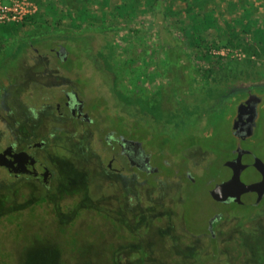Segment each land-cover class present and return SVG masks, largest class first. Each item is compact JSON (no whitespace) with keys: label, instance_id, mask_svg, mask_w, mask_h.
<instances>
[{"label":"rangeland","instance_id":"obj_1","mask_svg":"<svg viewBox=\"0 0 264 264\" xmlns=\"http://www.w3.org/2000/svg\"><path fill=\"white\" fill-rule=\"evenodd\" d=\"M153 2L0 0L15 10L0 20V113L8 108L26 121L19 109L53 99L65 81L94 107L88 132L45 111L35 139L49 143L38 152L54 172L48 187L0 169V264H264V199L224 206L209 196L231 178L222 168L227 148L239 143L264 163V97L249 138L231 133L238 102L216 126L218 150L203 143L204 114L218 96L264 85V0H164L162 14ZM83 36L91 37L85 49L67 38ZM57 44L68 54L54 78L49 63L58 59L42 48ZM32 48L45 53L43 71ZM33 81L40 95L27 94ZM134 113L165 121L168 132L179 118L189 125L175 130L174 151L137 137L157 172L117 177L107 172L106 137L145 126ZM29 129L18 133L29 140ZM15 135L0 116V149ZM243 180L231 178L232 194ZM216 215L212 237L208 221Z\"/></svg>","mask_w":264,"mask_h":264},{"label":"flooded vegetation","instance_id":"obj_2","mask_svg":"<svg viewBox=\"0 0 264 264\" xmlns=\"http://www.w3.org/2000/svg\"><path fill=\"white\" fill-rule=\"evenodd\" d=\"M32 49L39 58V61L37 63L38 64L37 69L39 72L40 70L43 71L45 65L43 56H45L44 55L45 53H39V50L37 48H32ZM46 49H48L49 52H53L56 59H58L57 63H49L53 65L49 68V70H51L53 77L56 78L55 74L58 73V71H60L59 67L67 63L68 52L64 46L59 44L56 45V48L44 45L42 51ZM2 74L3 72L0 70V77L2 76ZM64 84L68 88H64L63 86L57 87L58 94H56L53 99H49L46 102V98L40 97L38 100L43 102L40 103L37 108L25 107V109L22 110L19 109L20 114H22V116H25L23 115V113L28 111V115H26L28 116V118L26 121H21L20 118H18L19 116L16 117L8 108H6L5 110L6 115H3L4 111L0 113V116L2 118V123L3 125L6 126V129L17 133V135H15L10 142H8L4 147L0 149V157L4 155L7 159H10L11 160L10 164L12 163L17 164L18 162L20 163V165L21 164L31 165L34 168L33 173H37V171L41 169L43 172H47V177H48L47 182L45 183L43 175L39 173L34 175L19 174L15 176H10L7 170H4L2 167H0V169H2L7 174L9 179L38 182L44 188L50 185L54 172L52 168H50L47 165V162L45 161V158H43L41 153H38L39 151H42L47 147H49V143L45 137L43 139H35V135H36L35 133L38 132V130L40 129L39 124L42 122V117H44V113L46 110L55 112L56 121H62L66 123L70 122L72 126L77 130H83L84 132L85 131L88 132L90 131V129L94 128L93 127L94 119L91 117L89 113L90 110L94 109V107H92V105H88L85 103L84 99H82L79 96L77 90H75V88H73L70 85L71 84L70 81H65ZM26 90H27V94L28 92L29 93L34 92L35 94L40 95L42 88L40 87L39 82L33 81L31 82V85L27 86ZM22 124L24 126L31 128L29 129L30 130L29 134L33 140L30 139V137L28 140L27 137H24L18 133L21 132L24 135V131L21 130L23 126ZM106 143L109 147L108 154L110 155V159L106 164L108 173L120 177V175L125 174L126 172L131 175L133 174L134 176L136 174L148 175L157 172V168L151 166V155L147 153L143 148L142 140H139L138 138L132 139L127 137L124 134V129H122V127L117 130L113 128L112 131H109L108 136L106 137ZM237 146H240L239 143H237L234 149L232 150V157L225 160V161H229L230 165L228 167H222L223 169L229 172L231 178H237L236 176H234V173H237L240 170V165L235 161L236 153L234 152V150ZM78 148L84 149L82 145L80 146L77 145L76 150H79ZM85 149H87V147H85ZM5 152L10 153L12 155L9 157L8 154H6ZM113 163L117 164V168L112 166ZM166 167L169 171L168 164H166ZM230 180L226 179V181H228L231 184ZM226 181H222V182H226ZM243 181L245 183L238 191V194L233 193L234 195H242L240 198V202L237 203L232 199H228L225 202H216V203L224 206H228V204L231 202L235 203L236 205L258 206L263 201L264 195L258 204H254L253 203L254 195L252 193L244 194V195H249L251 197V200L253 199V202L249 204V201L247 202L243 198V194H242L243 190L246 188L248 183L245 180ZM218 218L219 216L216 215L215 217L210 218L208 221V231L211 233L212 237L214 236L212 233L213 225H214L213 223Z\"/></svg>","mask_w":264,"mask_h":264},{"label":"water","instance_id":"obj_3","mask_svg":"<svg viewBox=\"0 0 264 264\" xmlns=\"http://www.w3.org/2000/svg\"><path fill=\"white\" fill-rule=\"evenodd\" d=\"M260 100L261 98L259 96L249 95L236 106V114L232 121L231 133L238 141H243L251 136L253 128L256 125L257 105ZM234 152L236 153L235 161L240 165L239 172L234 173V176L239 179H244L248 183L242 194L252 193L254 195L253 203L258 204L264 195V163L251 151L240 146H237ZM6 154L9 157L12 155L10 153ZM10 163L11 160L7 159L4 155L0 157V167L7 170L10 176L19 174L34 175L39 173L43 175L45 183L47 182V172L39 169L37 173H33L34 168L31 165H20L18 162L17 164ZM229 165L230 162L225 161L222 166L228 167ZM229 186L230 183L228 181L215 184L209 190V196L215 202H225L228 199H232L237 203L240 202L242 195L232 194Z\"/></svg>","mask_w":264,"mask_h":264},{"label":"trees","instance_id":"obj_4","mask_svg":"<svg viewBox=\"0 0 264 264\" xmlns=\"http://www.w3.org/2000/svg\"><path fill=\"white\" fill-rule=\"evenodd\" d=\"M163 2L164 0H154L152 9L154 13L156 14H162L163 13ZM68 40L71 42H75V46L83 47L84 49L89 44V40L91 37L89 36H83L81 38L77 37H67ZM173 43L169 41V49L176 48L177 46H172ZM18 48V47H17ZM168 48V47H167ZM20 50L16 49L13 54H17ZM180 57H184L182 54H177ZM179 57V58H180ZM180 60V59H179ZM205 76L209 74V70H206L204 72ZM252 92H255L256 94L260 95L261 100L262 96L264 97V85L251 89V90H239V91H233L226 94H221L217 97V103L209 108V111H206L204 115L208 119V124L205 130V139L204 144L208 146V148L211 151L216 152L218 150V144L220 139H213L214 134L217 129V125L224 119H228L227 115L229 114V117L231 115V109L242 100V98H246L249 96ZM202 96H209L207 90H203L201 93ZM203 115V114H202ZM133 119L143 121L145 123V126L143 125H136L131 129L124 130V134L132 139H136L137 137H141L142 139L147 140V144L156 145L158 147V151L162 152L163 149H167L170 151L177 150V147L175 142H170L171 138H175L177 133L174 134L175 130L180 132L186 129V127L189 125V121H185L183 118H179L175 123L172 125V130L168 132V125L165 121L157 120L154 116L149 115H135L133 116ZM149 127V129H147ZM140 128V130H139ZM232 136V135H231ZM233 137V136H232ZM234 141L235 138L233 137ZM201 141V140H199ZM202 143V142H201ZM236 143V141H235ZM234 146L231 148H227V152H230V158L232 157V150L234 149ZM229 159V158H228ZM165 168V166H164ZM167 171L168 169L165 168Z\"/></svg>","mask_w":264,"mask_h":264},{"label":"built area","instance_id":"obj_5","mask_svg":"<svg viewBox=\"0 0 264 264\" xmlns=\"http://www.w3.org/2000/svg\"><path fill=\"white\" fill-rule=\"evenodd\" d=\"M15 12L14 9H2L0 8V20H8L9 19V15Z\"/></svg>","mask_w":264,"mask_h":264}]
</instances>
